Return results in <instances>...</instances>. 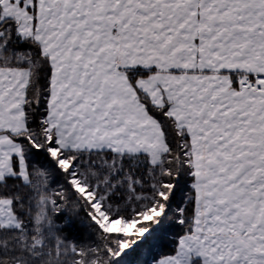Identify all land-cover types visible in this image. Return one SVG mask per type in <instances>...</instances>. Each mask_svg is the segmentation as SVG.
<instances>
[{
	"label": "snow or ice",
	"instance_id": "obj_1",
	"mask_svg": "<svg viewBox=\"0 0 264 264\" xmlns=\"http://www.w3.org/2000/svg\"><path fill=\"white\" fill-rule=\"evenodd\" d=\"M0 264H264V0H0Z\"/></svg>",
	"mask_w": 264,
	"mask_h": 264
}]
</instances>
